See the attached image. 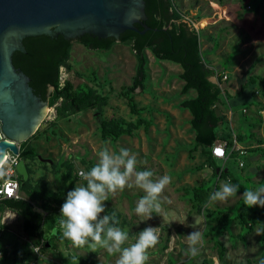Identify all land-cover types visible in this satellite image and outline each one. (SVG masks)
I'll use <instances>...</instances> for the list:
<instances>
[{"label": "rangeland", "instance_id": "1", "mask_svg": "<svg viewBox=\"0 0 264 264\" xmlns=\"http://www.w3.org/2000/svg\"><path fill=\"white\" fill-rule=\"evenodd\" d=\"M177 1L181 10L186 13L184 19L191 26L198 29L204 27L203 31H200L201 50L211 65L225 66L224 73L227 77L222 78L221 86L230 95L236 96L239 83L249 74H259L264 78V0H223L222 3L218 0ZM212 2L218 3V6L214 7ZM196 15L203 18L196 20ZM203 47L211 48L212 52L207 53ZM145 54L147 62L144 86L143 89L136 87L133 94L138 106L147 107V111H143L140 116L147 120L149 125L144 128L141 124L132 136L124 134L115 141L103 139L98 131L100 116L94 110L88 109L65 118L54 119L55 105L46 104L41 119L42 127L37 128L40 133L31 138L40 156L37 161L29 162L31 179L43 178L47 182L50 193L43 199L53 205L52 207H56L53 198L57 197L58 189L65 187L66 199L68 191L83 183L78 170H90L95 165L97 152L101 148L107 145L113 152H118L122 147L127 148L137 156V171L151 170L154 178L167 174L171 176L172 182L163 194L171 203L162 204L161 216L154 213L153 222L152 218L144 221L135 214L136 202L143 196L141 190L135 187L125 188L114 196L109 195L105 202L106 209L112 208L119 213V227L129 234V240L124 247L135 242L137 230H143L149 225H158L159 242L149 250V260L146 262L148 264H257L264 252V236L256 234L259 225L255 224L252 230L240 239L235 237L236 233L240 232V227L236 220H232L228 231L219 237L225 246L224 257L219 260L209 233L213 222L203 213L192 210L184 196L182 187H190L212 177L211 167L201 165L204 160L201 147H194V133L189 125L190 113L179 106L182 99L194 96L195 91L180 93L183 81L178 77L181 71L179 64L170 60H156L147 49ZM68 63L71 70L60 67L61 81L68 79L73 85L84 82L107 95L108 104L103 107V117L116 116L126 121L135 120V115L131 114L121 95L122 87L130 85L135 73L136 60L128 44L115 41L110 49L103 50L91 49L73 40ZM210 79L217 81L215 76ZM256 89L258 92L250 98L251 101L249 99L242 102L229 97L226 101L222 98L216 104L218 113L228 121L232 137L237 140L234 137L236 134L244 140H237L244 148V153L238 157L243 166H238L237 158L232 156L216 161L219 165L229 168L236 181L245 184L250 190L264 186V154L262 151H249L257 144V138L264 139V90L258 86ZM241 112L247 115V121L243 120ZM250 123L252 125L249 126ZM217 131L220 133L222 127L219 126ZM250 133L254 135L248 138ZM43 158L51 160L54 166L42 163ZM63 161L72 162L74 178L68 179L65 176ZM250 176L251 178L247 179ZM216 178H211L206 183L211 186V194L219 189L221 183L231 182L228 177ZM241 195L239 189L237 195L229 198L227 202L206 206L207 202L205 207H221L228 215H232L236 208H240ZM40 203L41 200L37 202V209H42ZM4 217H7L5 221L9 219L10 229H2L0 246L10 242L13 246L25 248L27 251L26 246L36 239L30 237L28 241H24L14 232L19 231L20 227L18 218L11 210L0 211V222L4 221ZM195 220L203 233L204 246L198 256L189 258L185 255L186 236L194 231L189 225L194 224ZM57 221L59 223V217ZM31 252V256L35 257L34 254L42 251ZM97 252L90 250L91 254ZM16 264L28 263L18 260ZM111 264H115V261Z\"/></svg>", "mask_w": 264, "mask_h": 264}, {"label": "trees", "instance_id": "2", "mask_svg": "<svg viewBox=\"0 0 264 264\" xmlns=\"http://www.w3.org/2000/svg\"><path fill=\"white\" fill-rule=\"evenodd\" d=\"M144 5L146 18L141 22L149 26L150 29L140 33L139 30L143 29V25L135 23L134 25L138 30H125L119 35L118 40L130 46L136 60L135 73L130 85L123 86L121 89V95L124 97L131 114L135 115L134 121H126L116 116L103 117V107L108 104L107 95L84 82L73 85L68 79L61 81L60 67H64L68 71L71 70L68 58L72 39H65L61 34L57 36L40 34L24 37L22 43L26 51H13L12 63L29 77L28 84L41 99L46 98L48 87L52 86L47 101L49 106L55 105L54 119L65 118L71 114L92 109L100 116L98 131L101 138H109L114 141L124 134L134 135V130L141 124L144 125V128L149 125V122L140 116L143 111H147V107L138 106L133 94L136 87L143 89L146 79L145 65L147 57L145 50H149L156 60H170L179 64L181 71L178 73V77L183 81L180 93L185 94L189 90L195 91L194 96L182 99L179 106L187 109L190 113L189 125L194 133L193 144L194 147L200 146L204 155L201 165L206 164L211 167V178L213 179L228 177L231 183H239L229 168L219 165L211 153V146L220 140L225 142L227 157L232 156L236 159L240 154L235 144L237 140L244 141L241 136L236 134L234 137L237 140L232 137L228 121L218 113L216 104L222 98L226 101L231 97L242 102L253 98L256 96L255 91H258L257 86L264 90V78L259 74H249L239 83V90L236 96L233 97L221 86L225 66L208 63L201 50L200 29L191 26L184 19L186 13L179 7L178 1L144 0ZM195 18L199 20L200 16L196 15ZM75 40L85 47L103 50L110 49L116 41L113 37L98 38L87 33ZM212 76L216 77V82L210 79ZM241 115L244 121L248 120L245 113L241 112ZM219 126L222 127L220 133L217 131ZM39 133L40 129H36L31 137L19 144V158L25 161L28 171L26 180L18 175L20 180L19 190L24 195L15 199H3L0 202V211L9 209L14 212L19 220L22 232L27 237L35 238L37 242H41L45 234L49 235L51 230L55 229L57 216L59 215L57 208L60 209L64 203L66 191L64 186L58 189L57 197L53 198L57 208L52 207L53 205H49L46 203L47 200L43 199L45 195L47 196L50 193L47 182L43 178L31 179L32 170L29 162L37 161L39 155L31 138L36 137ZM253 135V133H250L248 138L253 137ZM256 142L257 144L251 147L249 151H262L264 154V146L261 145L264 141L257 138ZM42 163L49 164L51 167L54 166L53 162L43 161ZM63 165L65 166V176L68 179L74 178L72 162L63 161ZM250 178L251 176L247 179ZM210 179L190 187L184 186L182 189L192 210L203 213L207 219L213 222L210 225L209 233L212 236L218 259L222 260L225 254V246L219 237L228 231L232 220H236L240 227V232L236 233L235 237L243 239L244 234L250 232L255 224L259 225L260 228L264 227V208L259 206L248 208L244 205L241 197L239 199L240 208H236L232 215H228L225 209L221 207L215 209L205 207L212 191L211 186L206 184ZM239 184L242 195L245 190H250L245 184ZM39 200H41L42 209H37ZM112 213H116L112 208L105 210L107 215ZM116 217L119 220V213H116ZM4 228L6 227L0 223V230ZM2 251L3 259L7 260L8 256H5L7 250L2 249ZM14 254L15 252L11 251V257ZM262 261H264V252L257 264H261ZM79 264L97 263L88 258H81ZM169 264L174 263L170 262Z\"/></svg>", "mask_w": 264, "mask_h": 264}, {"label": "clouds", "instance_id": "3", "mask_svg": "<svg viewBox=\"0 0 264 264\" xmlns=\"http://www.w3.org/2000/svg\"><path fill=\"white\" fill-rule=\"evenodd\" d=\"M79 176L83 183L75 185L67 192L60 208L59 228L63 238L70 241L75 248L87 246L91 252L102 249L109 255L119 254L115 264H146L149 250L159 242V227H145L138 233L134 243L124 247L129 240L128 231L118 226L120 221L116 213L104 214L105 202L109 195L114 196L125 188L135 187L143 192V196L136 202L135 214L144 221L151 219L153 213L161 216L162 204L171 203L163 195L172 182L171 176L165 174L154 178L151 170L137 171L135 153L123 147L118 152H113L107 145L97 152L95 165L88 171L81 170ZM239 188V183H221L219 189L210 195L206 206L227 202L229 198L237 195ZM241 198L248 208H264V186L245 190ZM189 226L194 231L186 236L185 255L194 258L204 246L203 233L196 220ZM256 234L264 235V227L258 228ZM32 250L39 252L38 248L33 247Z\"/></svg>", "mask_w": 264, "mask_h": 264}, {"label": "water", "instance_id": "4", "mask_svg": "<svg viewBox=\"0 0 264 264\" xmlns=\"http://www.w3.org/2000/svg\"><path fill=\"white\" fill-rule=\"evenodd\" d=\"M144 6V0H0V160L6 149L19 154V144L42 127L52 89L49 86L41 99L28 84L29 77L13 65V51H26L22 39L61 34L75 40L87 33L118 41L123 31L138 30L135 23L143 25L140 33L150 29L141 22L146 18ZM16 172L23 180L28 178L21 158Z\"/></svg>", "mask_w": 264, "mask_h": 264}, {"label": "crops", "instance_id": "5", "mask_svg": "<svg viewBox=\"0 0 264 264\" xmlns=\"http://www.w3.org/2000/svg\"><path fill=\"white\" fill-rule=\"evenodd\" d=\"M218 2L222 3L223 0H218ZM202 18L203 17L201 16L200 19H202ZM196 29H198V28H196ZM199 29H200V31H203L204 27H201ZM200 41H201V36H200ZM205 48L206 47H203L202 49H205ZM205 50L209 54L212 52L211 48H206ZM236 145L242 146L241 144H239V142H236ZM261 145L264 146V142ZM20 195L23 196L24 195L23 192H20ZM57 212L60 213L59 208H57ZM16 217H17V215H16ZM6 218L7 217H4L2 219L4 221L1 223L6 227V229L8 231L10 229V226L8 225L9 219H7L5 221ZM151 220H152V222L154 221V213L152 215ZM56 222L57 223L55 224V229L51 230L49 235H45V237L41 240V242H37L36 240L31 241L30 244L28 246H26L27 251L25 248L13 246L14 244L10 243V242L6 243L4 245H1L0 248L6 249L7 251H14L15 252L13 257H11L12 255L8 256L7 264H16V261H18V260L22 263H24L26 261V263H28V264H33V263L34 264H79V260L81 258H85V259L88 258V259L94 260L97 264H111V263H113V261L116 262V259L118 258L119 254L109 255L106 251H104L102 249L98 250V252L96 254H93V253L91 254L90 249L87 246H85L83 248L73 247L70 241L63 238L62 230L59 228V223H58V221H56ZM19 227H20V223H19ZM157 227H158V225H157ZM11 230L14 231L13 229H11ZM140 231L141 230H137L136 234H138ZM14 232L17 233L18 236L21 237L24 241H28L30 238V237H27L23 232L21 233V229H19V231H14ZM39 244H41L40 250L42 252H40L39 254H36V255L34 254L35 257H32L31 251H32L33 245H39ZM28 257H30V258H28ZM146 264H148V263H146Z\"/></svg>", "mask_w": 264, "mask_h": 264}, {"label": "built area", "instance_id": "6", "mask_svg": "<svg viewBox=\"0 0 264 264\" xmlns=\"http://www.w3.org/2000/svg\"><path fill=\"white\" fill-rule=\"evenodd\" d=\"M224 16H226L224 11ZM227 75L223 73L222 78H226ZM256 93L258 91H255ZM234 142H236L234 140ZM235 147L239 149V154L244 153V148L242 146H238L235 144ZM211 153L214 159H224L227 157L226 149H225V142L224 141H216L211 146ZM7 157L5 158V156ZM4 160L0 163V172H3V175H0V202L3 199L7 198H19L20 195V180L18 178V174L16 172V164L19 160V154H13L8 149H6L5 155L3 156ZM238 165H243V162L238 159L237 157ZM81 171V169L78 170V174ZM1 223V222H0ZM2 224V223H1ZM2 229L0 230L1 233ZM34 248H38L40 251L41 244L39 245H33ZM32 247V249H33ZM33 251V250H32ZM34 252V251H33ZM38 253V252H35ZM11 255V251H7L5 256ZM3 251L0 248V264H7V260L3 259Z\"/></svg>", "mask_w": 264, "mask_h": 264}, {"label": "bare ground", "instance_id": "7", "mask_svg": "<svg viewBox=\"0 0 264 264\" xmlns=\"http://www.w3.org/2000/svg\"><path fill=\"white\" fill-rule=\"evenodd\" d=\"M212 5H213L214 7L218 6V4H216L215 2H212ZM43 111L45 112V108H44ZM6 157H7V155L5 156V158H6ZM3 160H4V157L0 160V163H1Z\"/></svg>", "mask_w": 264, "mask_h": 264}]
</instances>
